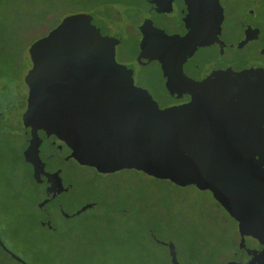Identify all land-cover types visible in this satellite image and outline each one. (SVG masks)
<instances>
[{"label":"water","instance_id":"1","mask_svg":"<svg viewBox=\"0 0 264 264\" xmlns=\"http://www.w3.org/2000/svg\"><path fill=\"white\" fill-rule=\"evenodd\" d=\"M204 1L213 24L174 45L180 61L201 40H217L215 0ZM90 14L66 16L29 47L26 117L55 144L66 131L74 133L79 146L65 152L80 166L100 174L137 171L178 187L208 190L241 233H264L262 67L228 69L217 85L204 80L189 102L161 109L112 60L113 27L133 25L138 15L105 8L93 15L106 19L92 23ZM0 248L27 264L1 240Z\"/></svg>","mask_w":264,"mask_h":264},{"label":"rangeland","instance_id":"2","mask_svg":"<svg viewBox=\"0 0 264 264\" xmlns=\"http://www.w3.org/2000/svg\"><path fill=\"white\" fill-rule=\"evenodd\" d=\"M181 2L182 13L179 19L182 20L186 35L189 33L194 34L199 29H204L210 25L211 16L204 0H182ZM216 3L220 38L224 41L230 40L232 42L235 40L234 42L239 43L234 48L237 56L232 60L231 56L226 54L221 59L202 58L198 62L200 68L198 74H186L189 69L186 70L185 64L180 62L179 58H176L178 53L175 49L173 51L175 53L174 58L171 56L173 45L169 44L167 39H164L167 35L163 30L159 31L156 27L141 26L144 42L148 44L143 43L140 45L135 40L129 41L130 37L126 32L128 28L135 27L140 22L133 25L121 24L113 27L110 35L113 46V62L128 70L133 87L136 90L149 93L160 108L165 107L166 104L172 101H190L198 94L201 83L206 79L209 82L214 81L211 83L214 85L220 83V79L225 77L227 73L225 70L221 71L223 70L221 68L213 70L203 80L204 74L210 69L209 66H228L234 71H239L252 60L264 63V56L255 52L249 37L252 30H260L256 26L263 25L264 27V0H258V6L253 7L261 9H257L254 20L247 19L246 8L248 5L243 2L235 0L227 8H223L218 0ZM63 4L68 3L63 2ZM20 5H22L20 1L13 3L2 0L0 3V50L3 46V38L4 40L10 39L13 41L12 48L14 51L24 50L26 52L22 56L24 58L23 64L21 62V69L24 70L21 78L24 80L26 73L31 68V60L28 56L29 47L58 26L63 19L59 22L58 18H51L43 24L36 25V22L28 17L29 21L23 22L22 18L20 19ZM95 13L96 11L90 15H95ZM94 15L90 16L92 23H95L94 20L103 22L106 19L105 16ZM21 22H23V28ZM24 29H26L25 32H23ZM239 35H241L242 41L238 40ZM207 45L208 42L200 41L196 45V49L207 47ZM223 47L224 45H221L222 49H224ZM123 52L131 53L127 62L125 58L123 59L121 54ZM0 56L5 55L0 51ZM0 60H2L1 57ZM176 60L179 63H175ZM261 69L264 70V67ZM218 73L220 75H214ZM25 87L24 90L26 89L29 96L28 89ZM11 115L13 116H10L8 120L14 126L17 124L18 118L15 113ZM22 116L24 117L21 119L23 126L39 132L32 124L31 119L26 117V112ZM66 132L68 133H65L59 144H57L58 147L55 145L50 146L57 154V163H60L54 177L50 173L44 172L38 180L41 182L39 189H47L56 193L59 199L65 203L67 210L65 209L64 215L67 219L63 215V220L70 225H76L78 227L77 233L69 237L71 241L68 242L70 239H65L58 246L53 243L41 246L42 252L34 257L27 254L20 246L12 244L11 249L28 264L96 263V261L94 263L85 261L81 255L85 250L94 248L93 242L97 241L95 238L99 235L98 233H90L95 230L93 225L86 227L85 231L79 228L91 219L92 215L89 212L96 211L97 207L88 211L85 204L93 200V196L97 194L96 190L104 187L105 181H97L92 187H86L88 177L94 174L93 170L90 167L78 165L64 154L62 148L76 149L79 146L74 133L69 130ZM39 165L40 163L36 162L30 164L29 167L34 169L35 174H37ZM2 168L3 165L0 164V174L3 173ZM135 174L119 173L116 180L109 181V183L116 184L118 187L123 186V189L118 190V192H129L130 196L133 197V205H131L133 208L128 212H123L124 215L112 214L111 224L113 227H120L124 230L131 227L138 239L141 237L146 239V245L150 250L155 251L157 257L149 258L148 264H168L169 261L176 264L181 262L182 257L185 255L183 252L186 249V254L190 256L189 261H185L187 264H209V259L207 257L205 259L203 256L213 255L214 251H217V254L220 255L216 260V264H264V251L258 252L249 260L234 258L236 261H232L231 257L234 254L231 248L245 250L243 256H251L252 249L264 246V233L243 232L245 234L235 235L232 231L236 227V221L217 203L210 191L193 190L188 187H184L182 190L173 187L167 188L164 183H158L146 175ZM97 184L99 185L98 188H96ZM4 188L7 189L6 191L9 194L10 187ZM6 191L3 189V193L6 195L3 197L5 199L8 195ZM60 207L61 205L58 204L53 208L56 216L61 211ZM58 219L54 217V222ZM97 222L91 219L89 223L95 224ZM148 235H151L153 239L149 238ZM72 250L75 251L71 252ZM56 251L58 252L55 254ZM173 259L176 260L173 261ZM7 264L16 263L8 260Z\"/></svg>","mask_w":264,"mask_h":264},{"label":"trees","instance_id":"3","mask_svg":"<svg viewBox=\"0 0 264 264\" xmlns=\"http://www.w3.org/2000/svg\"><path fill=\"white\" fill-rule=\"evenodd\" d=\"M6 1L13 3L20 1L22 3L20 5V19L22 18L23 22L29 21L27 18L30 17L36 22V25L43 24L51 18H58L60 22L61 19L72 14L92 13L105 8L134 9L142 16V23L140 22L135 27L127 29L128 31L126 32H128V37H130L129 41L135 40L140 45L143 43L147 45L148 43L144 42L141 26L156 27L159 31L163 30L161 26L163 27L165 14L172 15L175 10V4L182 0ZM63 2L68 4H63ZM23 22H21L22 28ZM25 31L26 29L23 32ZM163 32L166 33L164 30ZM166 35L164 39H167L168 43L173 45L171 56L174 58V45L187 36H180L178 33L171 35L166 33ZM2 43L3 46L0 51L5 56H0L2 58L0 60V164L1 166L3 165V173L0 174V239L3 245L17 256L18 254L11 249L12 244L20 246L27 254L34 257L42 252L41 246L51 243L58 246L65 239H70L69 237L77 233L78 227L70 225L63 220V215L67 208L56 193L47 189H39L41 182L38 179L41 174L48 172L54 177L60 163H57V154L50 147L53 145L40 137L37 131L29 129L21 123V119L24 118L22 114L27 111L28 104L27 91L26 89L24 90L25 84L21 78L22 71H24L21 69L24 60L22 56L26 52L24 50L14 51L12 48L13 41L10 39L4 40L2 38ZM121 54L128 61L131 53L123 52ZM175 63L179 62L176 60ZM12 113H15L18 118L17 124L14 126L8 120L10 116H13L11 115ZM36 162L40 163L37 168V174H35L34 169L29 167L30 164H35ZM92 170L94 174L88 177L86 187H92L97 181H105V183L104 185L102 184L104 187L96 190L97 194L93 196V200L85 204V208L88 211L97 207L96 211L89 212V214L92 215L90 217L92 220L98 222L90 224L91 219H89L79 229L84 230L86 227L93 225L95 230L90 233H98L99 236L95 238L97 241L93 242L94 248L85 250L81 255L82 259L92 263L96 261L94 264H148L149 258L157 257L155 256V251L150 250L146 245V239L143 237L138 239L131 227L124 230L120 229V227H113L111 224L112 214L124 215L123 212H128L133 208L131 207L133 205V197L130 196L129 192H118V190L123 189V186L118 187L116 184L109 183L110 180H116L119 173L145 174L131 170L116 172V174H100L94 169ZM152 179L158 183H164L167 188L184 189V187H178L169 181ZM4 187H10L9 194ZM98 187L99 185L97 184L96 188ZM188 188L197 190L191 186H188ZM3 189L8 194L7 199L3 198L6 196L3 193ZM58 204L61 205V211L56 216L53 208ZM54 217L59 218L58 221L54 222ZM64 218H66L65 215ZM232 232L235 235L242 234L238 230L237 223ZM148 237L152 238L151 235H148ZM257 244L259 245V243ZM231 250L234 254L231 257L232 261L235 259L249 260L258 252L264 251V246L252 249L251 256H243L245 250L242 249L231 248ZM74 251L72 250L71 252ZM186 251L187 249L183 252L185 255L182 257L181 262L176 264H187L185 261L188 262L190 256L186 254ZM206 257L210 261L209 264H216V260L220 255L217 254V251H214L213 255L203 256L205 259ZM176 259H173V261ZM8 260L19 264L0 248V264H7ZM23 261L26 262L25 260ZM168 264L174 263L169 261Z\"/></svg>","mask_w":264,"mask_h":264},{"label":"flooded vegetation","instance_id":"4","mask_svg":"<svg viewBox=\"0 0 264 264\" xmlns=\"http://www.w3.org/2000/svg\"><path fill=\"white\" fill-rule=\"evenodd\" d=\"M218 1H220V5L223 8H225V7L227 8L232 3L235 2V0H218ZM238 1L243 2V3H245V4L248 5V7L246 8V16H247V19L254 20L255 17H256V11H257V9L261 10L260 8H257V7L256 8H253L255 6H258V3H257L258 0H238ZM216 2H217V0L214 1V7H215V9H216V4H217ZM181 3L182 2H177L175 4V10L172 12V15L171 14H165V18H164V22H163L164 24H163V27L161 26V28L167 34H169V35L176 34V33H178L180 36H184V35L185 36H188V35H190V33L188 35L185 34V29L183 28L182 20L179 19V16L182 13V9L180 8L181 7ZM205 4H206V6L208 8V4L206 2H205ZM123 9H127V8H123ZM127 10L133 11V12H135L138 15L137 24L142 21V16L140 15V13L138 11H136L134 9H127ZM208 11H209V14L211 16V12H210L209 8H208ZM213 21H214V19L211 16V23H210V25L208 27L204 28V29H199L196 32H199V31L204 32V31L210 29L211 26H212V24H213ZM218 25H219V18H218ZM256 28H259L260 30H258V31L252 30L250 32V36H249L250 37V41L252 42V44H253V46L255 48V52H257L259 55H263L264 56V27H263V25H261V26H256ZM217 30L218 31H217V40L216 41H211L209 39H203L204 41L208 42L207 47L200 48V49L197 50L196 49V45L199 43L198 42L194 46L193 53L188 58H186L185 60L180 61V62H182V63L185 64L186 70H187V68L189 69V70H187V73H186L187 75L192 74V73H194V74L200 73L199 72V69L200 68H199L198 62L202 58L212 57V58H215V59H221L222 56L224 54H226V55L231 56L230 58L232 60V59H234L237 56V54L234 52V48L237 47L239 45V43L238 42H234L235 40H233L232 42L230 40H228V41L222 40L220 38V35H219V29H217ZM240 37H241V35H239L238 40L242 41V38H240ZM186 38L181 39V40L183 41ZM203 40H201V41H203ZM221 45L222 46L224 45V47H223L224 49L221 48ZM123 59H124V57H123ZM196 60H198V61H196ZM126 62H127V60H126ZM252 66H257V67H262L263 68L264 67V63H262L261 61L252 60L245 67H243L239 71H234V70H232L228 66L212 65V66H209L210 69L208 70V72L206 74H204L203 80L207 76H209L210 72H212L213 70H215L217 68L223 69L221 71H224V70L226 71V70L229 69V70H232L234 72H240V71H242L244 69H247V68H250ZM187 102H189V101H184V102H175V101H172L171 103L166 104L165 107H163V108L171 107V106H175V105H180V104H185ZM163 108H161V109H163ZM38 133H39V136L42 137L44 140L48 141L52 145L57 146V144H55L54 142L45 139L40 134V132H38ZM62 150L64 151V154L68 156V154L65 152V149L62 148Z\"/></svg>","mask_w":264,"mask_h":264}]
</instances>
